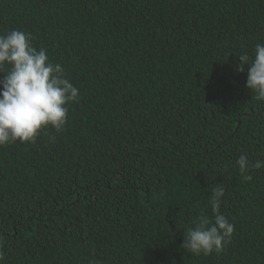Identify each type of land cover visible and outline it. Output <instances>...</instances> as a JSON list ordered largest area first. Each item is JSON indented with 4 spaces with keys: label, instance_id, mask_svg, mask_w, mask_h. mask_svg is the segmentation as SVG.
Returning a JSON list of instances; mask_svg holds the SVG:
<instances>
[{
    "label": "trees",
    "instance_id": "obj_1",
    "mask_svg": "<svg viewBox=\"0 0 264 264\" xmlns=\"http://www.w3.org/2000/svg\"><path fill=\"white\" fill-rule=\"evenodd\" d=\"M13 29L79 102L0 146V264H264V168L236 164L264 161V101L235 70L264 44V0H0ZM217 184L234 232L195 256L184 231Z\"/></svg>",
    "mask_w": 264,
    "mask_h": 264
},
{
    "label": "clouds",
    "instance_id": "obj_2",
    "mask_svg": "<svg viewBox=\"0 0 264 264\" xmlns=\"http://www.w3.org/2000/svg\"><path fill=\"white\" fill-rule=\"evenodd\" d=\"M253 52L252 57L239 55L235 70L243 72L247 67L245 86L256 100L264 101V44H256ZM0 74V146L34 142L43 128L62 130L67 105L79 102V89L66 78L62 65L52 63L43 48L37 50L30 33L13 29L0 34ZM236 164L245 181L251 179L246 175L251 169L264 168V161L250 162L243 154ZM210 192L212 219L198 217L184 231L180 245L195 256L222 253L234 232V225L220 212L223 185L217 184Z\"/></svg>",
    "mask_w": 264,
    "mask_h": 264
}]
</instances>
